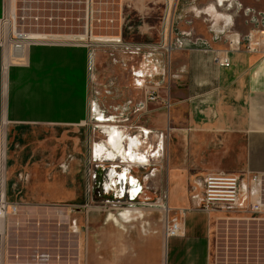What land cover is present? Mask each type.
Returning a JSON list of instances; mask_svg holds the SVG:
<instances>
[{
  "label": "crops",
  "instance_id": "obj_1",
  "mask_svg": "<svg viewBox=\"0 0 264 264\" xmlns=\"http://www.w3.org/2000/svg\"><path fill=\"white\" fill-rule=\"evenodd\" d=\"M86 1L91 11L93 0ZM9 2L17 4L0 0V206L7 209L0 264H81V232L73 229L82 224L67 208L84 190L93 139L89 59H146L145 48L166 49L182 33L207 45L157 52L173 59V76L183 81L167 97L158 91L153 104L155 117L170 118L168 207L181 233L140 238L139 255L128 264H164L166 241L168 264H264V46H250L264 36L252 21L264 13V0H125V25L112 18L115 27L98 34L86 25L88 11L80 17L84 34H27L20 56L5 41ZM67 2L25 0L27 16L44 30L51 4L59 12ZM89 32L94 39L87 41ZM148 128L152 134L157 126ZM217 173L240 177V211H199L203 179ZM257 204L261 210L253 212ZM92 228L96 247L98 222Z\"/></svg>",
  "mask_w": 264,
  "mask_h": 264
},
{
  "label": "rangeland",
  "instance_id": "obj_2",
  "mask_svg": "<svg viewBox=\"0 0 264 264\" xmlns=\"http://www.w3.org/2000/svg\"><path fill=\"white\" fill-rule=\"evenodd\" d=\"M89 1L91 3V0ZM88 5V1L84 5V0H69L65 10L58 12L57 3H52L48 10V19L43 21L46 26L42 30L37 27L39 26L37 23L40 24L42 21L35 22L27 16L25 0H17L14 8L9 2L4 17L5 41L12 45L21 42L25 46L31 40H22L19 35L37 33L70 36L68 39H72L74 35L85 33L86 22L80 20V17L83 18L88 11L86 25L88 29L91 26L96 28L98 34L114 28L115 19H121L122 24L125 25V0H93L91 11L90 8L87 9ZM14 18L17 19L16 25ZM112 18L113 23H111ZM91 37L89 32L84 39L90 41ZM58 39H66V37ZM123 42L125 45V39ZM144 50L147 59L91 61L93 76L90 80L88 125L93 133V139L89 148L84 187L82 186L84 190L69 202L72 207L67 208L69 212H73H70L72 215L76 214L75 217L82 224L77 229H73L76 233L79 230L81 232V264H92L91 257L94 258L93 264H128L139 255L137 245L142 243L140 238L144 237L147 240L148 237L158 235L164 241L167 222L173 220L168 207L169 176L173 166L170 118L166 112L161 119L159 116H154L156 115L154 108L158 105L153 106V104H157L155 102L159 97L157 101H151L150 96L152 94L158 96L157 92L162 91V95L167 97L174 84L183 80H177L173 76V59L168 55L164 59H159L160 55L157 52L162 50L167 53V49L145 48ZM154 55L158 59L148 58V56L156 58ZM135 71L144 73L143 79H139L142 83L139 91L135 90L137 87ZM144 98L146 105L143 103ZM98 114L111 119L112 123L107 125L118 128L124 135H139L144 142L145 147L142 148L144 152L156 147L157 152L161 138L164 137V151L160 152V157L152 159L147 165L134 166L119 161L97 160L95 157L97 154L94 153L95 145L104 141L107 131V127L99 126L97 120L101 116ZM153 121L158 129L152 128L154 133L146 139L139 128L149 129V126L154 125ZM117 173V181L114 185L111 180ZM120 175L126 179L124 191L121 190L118 182ZM95 221L98 222L96 247L91 246L92 223ZM169 257L171 261L169 245L166 241L164 264H168Z\"/></svg>",
  "mask_w": 264,
  "mask_h": 264
},
{
  "label": "built area",
  "instance_id": "obj_3",
  "mask_svg": "<svg viewBox=\"0 0 264 264\" xmlns=\"http://www.w3.org/2000/svg\"><path fill=\"white\" fill-rule=\"evenodd\" d=\"M255 15V13H254ZM252 21L256 24L261 25L264 34V13L260 12L256 16L252 17ZM205 46L203 40L197 39L193 40L191 38L190 33H182L176 40L172 43L170 41L169 45L166 47L167 52H171L175 49H186L189 46ZM250 46H254L258 51H261V48L264 46V36L256 42L250 41ZM156 49L154 47H147ZM165 48V47H164ZM251 49V47H250ZM140 48H136V52H138ZM149 59H158L148 56ZM147 59V58H146ZM89 68L91 69V59H89ZM223 64H228V59L224 58L221 60ZM134 76L137 81V85L141 86V81L139 79H143L144 75L142 72L138 71L134 73ZM158 96L151 95V101H157ZM243 191L244 186L242 185L241 179L237 175L225 174V173H217L207 175L203 179V195L201 204L198 207L199 211H203L206 213H211L215 211H224L227 213L237 212L244 208L243 206ZM253 212H259L261 210V206L259 204L253 205L251 207ZM12 211H16V207H12ZM7 209L6 206H0V220L6 215ZM181 233V224L176 220H172L171 222H167L166 226V238L179 236ZM2 236L0 230V238Z\"/></svg>",
  "mask_w": 264,
  "mask_h": 264
},
{
  "label": "bare ground",
  "instance_id": "obj_4",
  "mask_svg": "<svg viewBox=\"0 0 264 264\" xmlns=\"http://www.w3.org/2000/svg\"><path fill=\"white\" fill-rule=\"evenodd\" d=\"M26 37H27V34L19 35V38L21 39H24ZM15 46H16L14 47L15 54L20 56L24 50V47L21 46L20 43H16ZM98 115L101 116L100 118L97 116L98 117L97 122L100 123L99 126L107 127V131L105 132L104 141L96 143L95 145L94 153L98 155V156L95 155L97 160H104V161H111V162L120 161V162H123V164L134 165V166L147 165V164H150L152 159L160 157L159 155L160 152L164 151V139L163 138H161L162 140L160 139L161 140L160 146L158 147L157 152H156L157 147L153 150L144 152L142 150L144 146V142L141 140V137L139 135H136V137H134L133 135L126 136L118 128L113 127L112 125H107V124L112 123L111 119H106V116L103 117L102 114H98ZM142 131H143L142 133L145 135H149L151 133L147 129H144V128L142 129ZM146 139H148V137Z\"/></svg>",
  "mask_w": 264,
  "mask_h": 264
},
{
  "label": "water",
  "instance_id": "obj_5",
  "mask_svg": "<svg viewBox=\"0 0 264 264\" xmlns=\"http://www.w3.org/2000/svg\"><path fill=\"white\" fill-rule=\"evenodd\" d=\"M118 182H119V185L121 187V190L124 191V188H125V178H124L123 175H120L119 176Z\"/></svg>",
  "mask_w": 264,
  "mask_h": 264
},
{
  "label": "flooded vegetation",
  "instance_id": "obj_6",
  "mask_svg": "<svg viewBox=\"0 0 264 264\" xmlns=\"http://www.w3.org/2000/svg\"><path fill=\"white\" fill-rule=\"evenodd\" d=\"M119 179V178H118Z\"/></svg>",
  "mask_w": 264,
  "mask_h": 264
}]
</instances>
